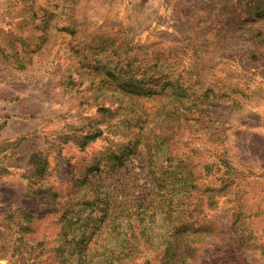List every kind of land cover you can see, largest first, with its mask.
Listing matches in <instances>:
<instances>
[{
	"label": "rangeland",
	"instance_id": "rangeland-1",
	"mask_svg": "<svg viewBox=\"0 0 264 264\" xmlns=\"http://www.w3.org/2000/svg\"><path fill=\"white\" fill-rule=\"evenodd\" d=\"M256 2L0 0V264H264Z\"/></svg>",
	"mask_w": 264,
	"mask_h": 264
},
{
	"label": "trees",
	"instance_id": "trees-1",
	"mask_svg": "<svg viewBox=\"0 0 264 264\" xmlns=\"http://www.w3.org/2000/svg\"><path fill=\"white\" fill-rule=\"evenodd\" d=\"M249 9H251L249 11V15L247 17L244 18L245 21H243V23L246 21L247 22H263L264 23V1H259L256 2L254 7H250ZM247 25V24H246ZM248 26V25H247ZM247 32H249L250 35L253 34L251 28L248 26V30L245 29ZM252 32V34H251ZM248 33H246V35H249ZM255 38V37H254ZM248 39H250V37H248ZM258 53V55L256 56V54ZM262 52H256L254 51V54L251 56V59H256L257 57H261ZM253 57V58H252ZM249 63H251L248 60ZM123 89H127V90H133L134 94L136 95H141V94H149V93H160L157 90H155L156 88L151 87V89L147 90L146 86L143 84V81L138 82L136 85L131 84V83H122L121 84ZM163 86V84H162ZM118 86H116L117 88ZM120 88V85L119 87ZM154 89V90H153ZM32 217V216H31ZM86 236V235H84ZM87 241V240H86ZM42 242V241H41ZM44 243V242H43ZM79 245L77 246L78 251V261L77 264H95V262H98L95 260V254H92L91 252L87 253L86 250L88 249V245H86V243L84 242V239H82L79 243ZM99 255H102L99 260H101L102 262H106L108 264H112V260L108 258V256L106 255L105 252L100 251Z\"/></svg>",
	"mask_w": 264,
	"mask_h": 264
}]
</instances>
